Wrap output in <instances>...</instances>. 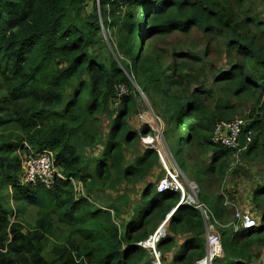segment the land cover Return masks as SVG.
Masks as SVG:
<instances>
[{"label":"trees","instance_id":"obj_1","mask_svg":"<svg viewBox=\"0 0 264 264\" xmlns=\"http://www.w3.org/2000/svg\"><path fill=\"white\" fill-rule=\"evenodd\" d=\"M246 1L92 0L88 10L85 0H0V264H153L151 249L141 243L168 214L155 242L162 264H193L203 256L200 211L180 202V191L159 190L147 181L159 163L154 142L131 161L125 155L140 134L150 137L153 131L147 124L140 131L130 126L139 96L134 84L165 125L170 153L199 187L198 200L222 224L223 256L215 264H254L260 258L264 182L250 197L259 223L236 229L228 225L224 195L208 190L231 169L232 151L210 136L215 121L235 115L233 98L251 101L243 131L251 130L254 138L244 155L264 162V16L238 17L233 7ZM192 27L225 40L227 66L214 73L213 88L198 81L206 65L202 57L156 47L158 40ZM121 85L129 92L119 95ZM102 116L109 119L105 133ZM99 145V156H86ZM189 145L210 148L211 160L193 165L185 154ZM42 148L52 151L54 165L66 176L50 188L21 182V152ZM69 177L80 182L83 194ZM138 183L143 185L127 217V195L106 205L92 198L98 190ZM28 208L35 209L34 217ZM183 235L169 258L176 236Z\"/></svg>","mask_w":264,"mask_h":264},{"label":"rangeland","instance_id":"obj_2","mask_svg":"<svg viewBox=\"0 0 264 264\" xmlns=\"http://www.w3.org/2000/svg\"><path fill=\"white\" fill-rule=\"evenodd\" d=\"M86 9L90 10L92 6V0H85ZM235 11H238V17H244L246 15H254L257 19H262L264 16V0H248L244 3V5L238 9L235 6L233 7ZM253 29L259 32V27L255 26ZM105 41L107 44L108 37H105ZM224 38L223 36L216 35L215 33H203L195 27H192L185 33L175 32L174 34L168 36L164 40H158L156 47L157 48H165V49H177V50H192L194 54L199 55L203 58L206 65H202L201 69H199L198 73V81H202L205 88H213L215 84H213V75L217 71V69L225 68L227 65L225 63V58L223 56L222 51L224 49ZM107 47L108 44H107ZM207 50L205 55L202 53L204 50ZM164 57L167 61L171 60V56L168 53H164ZM197 84H193L195 87ZM135 86V85H134ZM139 96L135 97V111L129 117V123L131 128L140 131L141 127L144 124H147L149 128H151L152 134L150 137H146L147 135L140 134L139 140L135 144L134 147H126L125 155L131 161V157L139 154L143 148L148 147L154 142L156 146V151L159 154V163L151 170L150 175L147 177V181H152L156 184V187L159 181L165 177H170L168 175V171H172L173 169H177L176 162L170 153V148L166 142V139L163 135V131L165 125L163 122L158 120V115L155 114L153 108L151 107L146 94L142 92L140 89H137ZM129 91L124 87V91L122 94H126ZM232 103L237 108L235 115L230 119L233 120H243L244 115L249 111L251 107V101L246 100H238L237 98L232 99ZM213 104L209 103V108L212 109ZM158 121V123L156 122ZM156 123L158 124L156 126ZM109 125V119L106 116H102L101 120V128L103 133L107 131ZM160 126V133H158L157 127ZM153 128V129H152ZM102 146H97L92 151H87L86 156L94 157L99 156L101 153ZM210 148H203L201 151L198 150L194 145H189L186 147L185 154L190 162L194 165L193 162H196V167L201 163L207 164L210 160ZM24 154V155H23ZM21 155L26 156L25 152H21ZM256 160L254 158H248L244 155V152L241 154L239 161L234 166H231V169L227 172V174L222 179L221 183L216 185L217 183L213 180L209 185V192L224 193L225 196L234 203V208H237L241 211H248L253 215V217H257L256 221H259L260 215L258 210L253 207V203L250 201V194L252 190L255 188L257 183L264 182V162ZM236 169L237 173L233 175L232 170ZM192 179V178H190ZM186 177V175L181 170L179 174V182L186 183L189 187L188 192L191 198H195L197 200L199 187L192 181ZM189 183L192 186H190ZM80 182L77 181V186ZM142 183H138L137 185H126L122 184L121 186L115 189H105L98 190V194L92 197L98 205H106L108 203L114 202L117 195L125 194L129 198L128 206H125L122 209V215L126 217V214H129L132 205L135 200L138 198L137 193L140 191L142 187ZM183 186V185H182ZM192 187V189H191ZM174 188V187H173ZM184 188V186H183ZM179 191V189H177ZM181 193V192H180ZM185 195L187 194V189L184 188ZM80 194H83V190L80 185ZM233 207H230V222H235L232 217ZM247 209V210H244ZM35 209L28 208V216L30 218L34 217ZM164 221V220H163ZM166 221V219H165ZM167 225V221L165 226ZM260 258L258 259L257 264H264V248L261 250ZM255 262V264H256Z\"/></svg>","mask_w":264,"mask_h":264},{"label":"built area","instance_id":"obj_3","mask_svg":"<svg viewBox=\"0 0 264 264\" xmlns=\"http://www.w3.org/2000/svg\"><path fill=\"white\" fill-rule=\"evenodd\" d=\"M124 87L125 86L123 85L119 87V95L123 93ZM156 122L158 123V121ZM157 123L156 126L158 125ZM244 125V119H230L215 121L212 126L210 140L214 144L229 148L232 151L231 166L237 164L241 154L249 149L254 138V133L251 130L247 129L243 131ZM160 129L161 127L158 126V133H160ZM21 165V182L38 181L45 187L50 188L56 178H66V176L54 165L53 153L48 148H42L37 153L24 156L22 158ZM180 173L181 170L179 169V167L177 169H173L172 171H168L170 180L168 177L161 179L157 185V189L162 190L166 187L172 188L174 190L179 189V191L181 192L180 202L190 203L200 211V214L205 222V253L193 264H215V260L223 256L221 236L218 230V228L222 226V224L213 216L210 209H208L203 202L199 201L198 198L196 200L195 198H191L189 196V187L186 185V183L179 182ZM69 179L79 190L80 184L77 186L76 180H74L72 177H69ZM189 184L190 186H192L191 184L193 183ZM182 185L185 189H187L186 195L184 193V188ZM228 203V201H224L225 205ZM232 217H234L233 220L235 222H229L228 225L233 226L234 229H236L237 226L245 227L258 223V221H256L257 217H253V215L248 211H241L237 208L234 209ZM156 230L152 235L149 236L148 239H146L141 244L151 249V253L153 254V264H162V262L160 261V252L155 248V242L161 234H157Z\"/></svg>","mask_w":264,"mask_h":264},{"label":"crops","instance_id":"obj_4","mask_svg":"<svg viewBox=\"0 0 264 264\" xmlns=\"http://www.w3.org/2000/svg\"><path fill=\"white\" fill-rule=\"evenodd\" d=\"M211 154H212V150H211V153H210V156H211ZM180 169V168H179ZM181 170V169H180ZM227 174V173H226ZM224 178V177H223ZM223 195H224V198H225V200L224 201H228L229 203L228 204H226V207H227V209H229L230 207H233L234 208V203H232L226 196H225V194L224 193H222ZM250 197H251V194H250ZM194 206V205H193ZM208 208V207H207ZM209 209V208H208ZM235 209V208H234ZM230 210L231 209H229V216H230ZM244 210H247V209H244ZM233 212H234V210H233ZM129 214H126V217L128 216ZM168 216H169V214L166 216L167 217V220H168ZM232 216H233V214H232ZM166 219V218H165ZM165 230H166V226H165V229H164V232H165ZM204 235H205V233H204ZM184 237H185V235H183V236H176V244H175V247L173 248V250H172V252H170V253H168L167 255H170L169 256V258H171V256H172V254L173 253H175L176 251H178L179 250V246H180V244L182 243V241H183V239H184ZM158 240V239H157ZM156 240V241H157ZM258 248V247H257ZM264 248V246L260 249V251L262 250ZM258 261V260H257ZM255 264V263H254ZM256 264H257V262H256Z\"/></svg>","mask_w":264,"mask_h":264},{"label":"water","instance_id":"obj_5","mask_svg":"<svg viewBox=\"0 0 264 264\" xmlns=\"http://www.w3.org/2000/svg\"><path fill=\"white\" fill-rule=\"evenodd\" d=\"M134 85H135V87H136L137 89H139V87L137 86V84H134ZM166 221H167V217H166ZM166 221H165V219H164V221H162V222L160 223V225L158 226V228H157V230H156L157 234H163V233H164V229H165Z\"/></svg>","mask_w":264,"mask_h":264},{"label":"clouds","instance_id":"obj_6","mask_svg":"<svg viewBox=\"0 0 264 264\" xmlns=\"http://www.w3.org/2000/svg\"><path fill=\"white\" fill-rule=\"evenodd\" d=\"M260 221V220H259ZM259 221H258V223H259ZM256 225V224H255Z\"/></svg>","mask_w":264,"mask_h":264},{"label":"bare ground","instance_id":"obj_7","mask_svg":"<svg viewBox=\"0 0 264 264\" xmlns=\"http://www.w3.org/2000/svg\"><path fill=\"white\" fill-rule=\"evenodd\" d=\"M170 215V214H169ZM169 217V216H168Z\"/></svg>","mask_w":264,"mask_h":264}]
</instances>
